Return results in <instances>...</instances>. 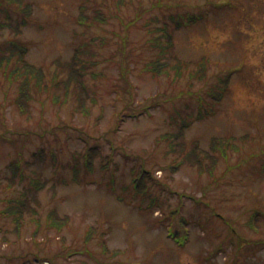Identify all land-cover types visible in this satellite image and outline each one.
Instances as JSON below:
<instances>
[{
	"label": "rangeland",
	"instance_id": "1",
	"mask_svg": "<svg viewBox=\"0 0 264 264\" xmlns=\"http://www.w3.org/2000/svg\"><path fill=\"white\" fill-rule=\"evenodd\" d=\"M24 1L33 12L18 34L11 24L23 5L0 0V58L10 41L25 44L47 85L34 86L22 114L21 79L9 76L18 61L0 67V264H264V0ZM193 13L206 18L177 27ZM76 52L83 61L68 84L57 59ZM161 55L168 70L155 75L147 63ZM178 58L191 61L181 74ZM227 74L215 105L211 92ZM215 136H235L238 147L215 153L214 175L187 162L175 169ZM134 167L153 177L147 195ZM12 205L23 207L19 229ZM53 209L70 217L62 229L50 224ZM184 225L181 245L170 231Z\"/></svg>",
	"mask_w": 264,
	"mask_h": 264
},
{
	"label": "trees",
	"instance_id": "2",
	"mask_svg": "<svg viewBox=\"0 0 264 264\" xmlns=\"http://www.w3.org/2000/svg\"><path fill=\"white\" fill-rule=\"evenodd\" d=\"M21 5H23V11H24V17L18 21L15 25L11 24V26L14 28V30L19 34L22 32L23 25H26L30 18H28L32 12H33V5L29 2H25L24 0H16ZM85 10H82L80 13V19L84 18ZM205 13L200 14H188L184 20L175 19L177 23V27H181L183 25H191L199 20V18L203 19ZM164 35H166V40L168 41L167 48L174 44L173 42V36L171 33H168V31L163 29ZM161 40L158 41V44L160 45ZM5 54L1 55L0 58V67L3 66V62L6 60V63L11 62L12 59H16L18 62L15 67L12 68L10 71V78L12 79H21L20 84L18 85V94L15 98V102L19 106V110L22 114H28L30 113L31 109V103L34 98V86L37 85L39 87H44L47 85V74L43 67H38L32 63H30L26 59V54L28 52V46L25 44L17 41L12 40L10 41L9 45L6 47ZM82 62L81 55L76 52L73 59L70 61H63L61 59H57L58 66L61 67H69L70 74L68 79V84L71 83L73 78L76 74H78L79 66H76L79 62ZM167 62H164L162 59V55L159 57H156V59H153L152 61L147 63L146 69L153 72L155 75L161 74L168 69H165V65H167ZM175 68L178 70V74L183 73V70L191 65V61H182V59L178 58L176 62ZM199 65V69L203 72L206 69L207 65V57L204 56L201 60L197 62ZM84 71H81L79 74L83 75ZM229 79L230 74H227L223 77H221L220 82L216 85V89H214L211 94H213L214 101L213 103L215 105L218 104V102H221L222 97L224 96L225 92L228 89L229 86ZM80 81V80H79ZM213 107H215L213 105ZM216 109L214 108H208L207 114L214 113ZM206 114L203 112V110L200 111V114L198 115V119H201L205 117ZM191 125V122L187 121V118L184 119L183 124L178 132H176L177 136H183L185 134L186 128H188ZM250 135H244L241 138L246 139ZM237 137L231 136V137H217L215 136L211 141L210 149H205L200 146V144L197 142L195 145L186 153L185 157L180 160L176 165L175 169H177L181 164L187 162L198 165L199 169L203 172L205 170H208L211 175H214L217 164H218V156L215 154L217 151L221 152L222 155H228L229 150L231 148H237L238 146L234 143V140H236ZM86 163L87 166L92 170L94 168V159L97 155V149L94 147L87 149L86 151ZM211 159L209 164L207 166L205 165L206 161L205 159ZM9 168L13 169V175H16L21 172V165L20 162L17 160L12 161L9 165ZM133 172H137L134 177V182L136 185V188L139 193H142V195H147L150 191L151 183L153 180V177L150 174V171L146 167H142L141 169H137L136 167L133 168ZM78 174V171L76 172ZM12 177L10 179L12 180ZM154 183V181H153ZM39 184V182H38ZM43 185V184H42ZM41 187V186H40ZM18 200V199H17ZM11 213H14V218L17 222L16 226L19 229L22 225V211L23 207L18 205H12L10 208ZM260 211V210H259ZM258 210L255 212V214L250 219V224L254 228L257 225V220L259 218V212ZM70 217L68 215L61 216L59 212L55 209L51 210L49 213V221L52 226H56L59 229H62L66 224H68ZM183 223L187 224V221L185 219H182ZM186 228V226L184 225ZM93 229V227H92ZM91 229V231H93ZM95 229V228H94ZM174 237L178 238L179 235H182L183 237L188 236L187 228L185 229L184 234H180L179 232H175ZM29 264H35V262L29 263Z\"/></svg>",
	"mask_w": 264,
	"mask_h": 264
},
{
	"label": "bare ground",
	"instance_id": "3",
	"mask_svg": "<svg viewBox=\"0 0 264 264\" xmlns=\"http://www.w3.org/2000/svg\"><path fill=\"white\" fill-rule=\"evenodd\" d=\"M46 264H50L49 262H47Z\"/></svg>",
	"mask_w": 264,
	"mask_h": 264
}]
</instances>
